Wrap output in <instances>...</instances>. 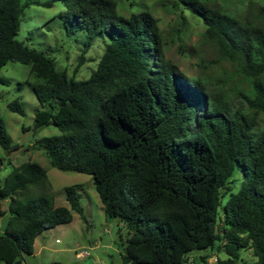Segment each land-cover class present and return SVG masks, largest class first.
<instances>
[{
  "label": "trees",
  "instance_id": "16d2710c",
  "mask_svg": "<svg viewBox=\"0 0 264 264\" xmlns=\"http://www.w3.org/2000/svg\"><path fill=\"white\" fill-rule=\"evenodd\" d=\"M25 1L0 0V73L8 63L30 66L41 105L34 130L60 131L35 148L53 168L92 177L106 215L128 229L122 264H209L211 255L190 263L203 250L226 253L216 264H264V131L252 133L264 113V24L232 17L214 0L173 4L202 20L204 41L252 85V97L238 95L248 109L233 111L226 93L166 58L150 11L126 18L113 0H60L67 34L86 35L82 63L97 38L110 39L96 70L78 80L17 39ZM9 109L25 113L19 101ZM0 146L15 149L2 119ZM232 181L240 182L237 192ZM79 190L66 187L69 208L56 207L40 164L14 167L0 187V218L2 201L9 204L0 263H22L44 231L72 223L73 212L83 215ZM241 249L256 260L244 261Z\"/></svg>",
  "mask_w": 264,
  "mask_h": 264
},
{
  "label": "rangeland",
  "instance_id": "374dc122",
  "mask_svg": "<svg viewBox=\"0 0 264 264\" xmlns=\"http://www.w3.org/2000/svg\"><path fill=\"white\" fill-rule=\"evenodd\" d=\"M118 13L126 18L142 11H150L159 21L165 42L166 58L189 78L206 81L211 91H223L229 96L233 111L248 109L244 94L252 97L250 82L235 67L218 57L216 48L203 39L205 26L202 20L183 8H174L176 0H113ZM226 14L241 17L258 25L264 24V0H214ZM21 27L17 39L27 47L37 49L55 59L59 70L67 71L70 77L88 79L96 70L99 59L110 39L107 35L97 38L85 54L83 63L79 56L84 50L86 35L77 30L68 35L59 15L67 10L60 0H26ZM40 2V5H36ZM49 3V6L44 4ZM82 63V65H80ZM8 81L0 84V119L15 149L7 152L0 146V187L14 167L26 162L40 164L48 174L50 195L56 207L69 208L65 188L80 185V203L83 215L73 212L74 220L67 225L44 231L36 242L35 252L26 256L20 264H122L123 246L128 240V229L116 218L108 217L96 192L90 175L61 172L52 167L44 150H37L38 141L60 134L50 125L34 130L35 113L41 108L32 83L35 78L30 66L8 63L0 73ZM19 101L24 115L12 112L9 105ZM264 131V113L258 118V126L252 131L257 136ZM238 174L235 177L238 178ZM236 180V179H235ZM233 191L240 187L239 181H232ZM226 199L223 200V204ZM5 215L0 218V235L9 219L8 201H2ZM223 216V209L220 210ZM241 258L247 262L256 259L250 250L241 249ZM211 255L209 264L216 259H225L224 251L203 250L190 257ZM4 264V263H0ZM192 264V263H191ZM201 264V263H199Z\"/></svg>",
  "mask_w": 264,
  "mask_h": 264
},
{
  "label": "crops",
  "instance_id": "0c3cea01",
  "mask_svg": "<svg viewBox=\"0 0 264 264\" xmlns=\"http://www.w3.org/2000/svg\"><path fill=\"white\" fill-rule=\"evenodd\" d=\"M36 242H37V239H36ZM36 242H35V247H36Z\"/></svg>",
  "mask_w": 264,
  "mask_h": 264
},
{
  "label": "built area",
  "instance_id": "2783aa9c",
  "mask_svg": "<svg viewBox=\"0 0 264 264\" xmlns=\"http://www.w3.org/2000/svg\"><path fill=\"white\" fill-rule=\"evenodd\" d=\"M216 263H217V259H216Z\"/></svg>",
  "mask_w": 264,
  "mask_h": 264
}]
</instances>
